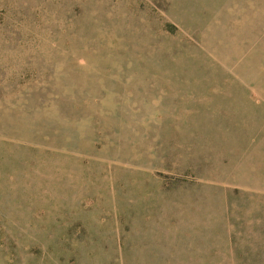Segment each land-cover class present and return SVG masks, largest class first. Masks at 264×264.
<instances>
[{"label":"rangeland","instance_id":"374dc122","mask_svg":"<svg viewBox=\"0 0 264 264\" xmlns=\"http://www.w3.org/2000/svg\"><path fill=\"white\" fill-rule=\"evenodd\" d=\"M0 264H264V0H0Z\"/></svg>","mask_w":264,"mask_h":264}]
</instances>
